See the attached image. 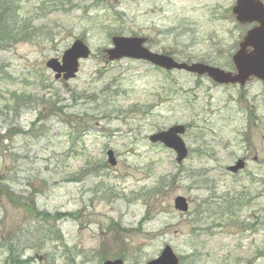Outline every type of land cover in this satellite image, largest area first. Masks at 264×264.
Masks as SVG:
<instances>
[{"label": "rangeland", "instance_id": "rangeland-1", "mask_svg": "<svg viewBox=\"0 0 264 264\" xmlns=\"http://www.w3.org/2000/svg\"><path fill=\"white\" fill-rule=\"evenodd\" d=\"M0 1L1 30H20L0 43V264L9 245L27 264H146L166 245L179 264H264V82L106 54L114 35L142 36L151 51L231 71L251 26L236 0ZM77 39L89 58L56 79L47 62ZM176 124L180 164L149 140Z\"/></svg>", "mask_w": 264, "mask_h": 264}, {"label": "water", "instance_id": "water-1", "mask_svg": "<svg viewBox=\"0 0 264 264\" xmlns=\"http://www.w3.org/2000/svg\"><path fill=\"white\" fill-rule=\"evenodd\" d=\"M233 13L237 20L242 23L258 22L259 25L248 30L239 44V48L233 55V62L236 71H226L219 67L205 64L202 62L186 63L178 62L172 56L148 50L144 45L145 37L140 36H114L112 38L113 47L107 49L110 60L129 57L133 59H144L152 64L163 67L167 70L178 69L193 72L198 75H208L211 80L220 84H236L244 86L251 77H257L264 80V3L261 0H237L233 7ZM90 49L82 41L76 40L63 54L62 60L52 58L47 62L55 77L59 79H71L76 76L79 69V60L89 56ZM185 125H174L167 130L160 131L150 135V140L154 143H162L177 153V161L181 163L188 154L181 134L185 133ZM109 162L115 165L114 153L108 152ZM244 160L240 159L235 165L230 166L229 170L237 172L244 168ZM175 207L179 210L186 211L188 203L182 196L175 199ZM178 257L173 250L166 246L161 255L149 261L147 264H178ZM104 264H124L121 259L107 260Z\"/></svg>", "mask_w": 264, "mask_h": 264}, {"label": "trees", "instance_id": "trees-1", "mask_svg": "<svg viewBox=\"0 0 264 264\" xmlns=\"http://www.w3.org/2000/svg\"><path fill=\"white\" fill-rule=\"evenodd\" d=\"M6 2V0H4ZM7 5L5 6V4L3 2L0 1V43H4L8 41L9 35H13V37H16L18 34V32L20 30H1L3 27V24L5 22L6 19V15H7ZM17 24V20L14 22V24L12 26H16ZM21 33V32H20ZM9 253L7 256V260L5 261L4 264H27V260L22 259V256L19 255V253L17 254V251L15 250L16 248L12 245H9ZM75 264V263H74Z\"/></svg>", "mask_w": 264, "mask_h": 264}]
</instances>
